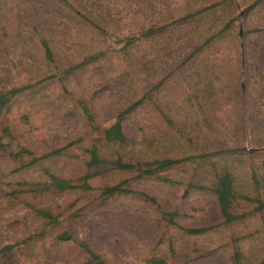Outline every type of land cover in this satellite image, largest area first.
<instances>
[{"label": "rangeland", "instance_id": "374dc122", "mask_svg": "<svg viewBox=\"0 0 264 264\" xmlns=\"http://www.w3.org/2000/svg\"><path fill=\"white\" fill-rule=\"evenodd\" d=\"M64 4L0 0V93H9L0 112V264H85L87 251L100 264H264V206L254 209L264 203V0ZM149 27L164 29L141 39ZM41 37L52 63L43 60ZM90 57L99 58L82 66ZM136 102L139 112L117 116ZM118 119L130 140L123 149L99 133ZM90 146L106 160L254 152L190 159L139 177L106 165L88 171ZM54 150L60 153L42 158ZM220 168L235 193L252 200L239 198L240 217L226 225L209 191L186 188L210 187L211 170ZM87 172L96 173L88 190L32 191L50 175L79 185ZM121 181L130 193L102 192ZM163 212H174L177 226ZM204 227L211 229L200 235L181 230ZM63 233L70 238L60 240Z\"/></svg>", "mask_w": 264, "mask_h": 264}, {"label": "trees", "instance_id": "16d2710c", "mask_svg": "<svg viewBox=\"0 0 264 264\" xmlns=\"http://www.w3.org/2000/svg\"><path fill=\"white\" fill-rule=\"evenodd\" d=\"M53 3L57 6L58 4L65 5V0H53ZM164 27L159 28H153L149 27V29L143 31L140 35L141 39H147L154 35H156L158 32L163 31ZM100 30V29H98ZM40 46L42 48V56L43 60L46 63H52L53 62V54L51 51V48L47 42L46 39L41 37L39 39ZM99 57L95 59V57H90V59H87L86 61H83L81 63L82 66L88 65L93 61H96ZM79 66V67H82ZM72 70H68L65 72V74L71 73ZM11 93H14L12 91ZM9 94V93H8ZM8 94H1L0 93V112L5 107V104L7 102V96ZM143 104V103H142ZM141 104V105H142ZM139 105V102L131 103L126 108L122 109L118 113V117H121L123 114L128 113L130 111H134L137 106ZM146 106V104H143ZM82 113L84 114V117L89 125H91L92 130H96L98 128L93 127L94 126V114L91 113L87 109L85 105H81L80 107ZM139 112V109L135 110ZM142 113V111H141ZM142 114L147 119L149 118L146 111H144ZM97 132V131H96ZM99 133L103 139V141L107 144H109L111 147H114L116 149H123L128 146L130 140L126 139L124 136L122 129H121V121L115 120L114 122L108 124L107 126L102 127L99 130ZM238 151H246L244 149L238 150ZM237 150L233 151H218L215 153H211L209 155L201 154L196 157H182V158H169L164 157L161 159L156 160H150V161H142L140 159H129V160H123L122 157L119 154H115L114 157L110 160H106L102 157H100L97 149L94 146H90L89 148L84 150L85 153V166L88 168V171L93 168H99L101 165H106L110 167V170H118L122 172H136L139 177H151L153 175H156L159 172L165 171L171 167L177 166L182 164L183 162L190 160V159H199V160H207V157L209 156H218V155H224L229 152H238ZM247 153H253L254 150L246 151ZM59 150H54L49 152L48 154H45L42 156L46 157L51 154H59ZM39 158H33L30 162H35ZM211 173L213 175V182L211 183L210 187L205 188L197 184L193 183H187L186 188L190 190H207L211 193V195L214 197L215 204L217 207V211L219 214V217L221 219V224H229L235 221L240 217V215H237L233 211V207L236 205L239 198H242L243 200L247 202H251L252 200L246 198V197H239L235 191L233 186V179L229 172L225 170L224 168H220L219 170H211ZM96 175V173L90 174L89 172L85 173L81 179L79 185H71L70 182L58 179L54 176H49L46 183H43L41 185H35V189L32 191H52V192H63L66 190L74 189V188H81L88 190L89 187L86 185V181ZM163 182H168L165 178L160 179ZM123 181L116 185H112L109 187L102 188V192L106 195H113V194H120V193H130V191L122 188ZM39 186V187H37ZM256 206L254 207L255 210L259 211L264 206V203H260L259 201H255ZM36 215H38L41 219L46 220L48 224L55 225L56 219L47 211L43 210H36ZM162 217L164 218L165 222H167L170 225L177 226L175 223V219L177 218V215L174 212H163ZM211 229V227H204V228H183L181 229L184 233L188 235H200L205 233ZM60 240H68L70 238L69 234H61L58 237ZM11 247L6 246L2 248V251L9 250ZM89 258L86 261L85 264H100L99 258L97 255H94L93 253L87 251ZM234 258L237 259L238 255H234ZM144 264H166L164 260L162 259H149L144 262Z\"/></svg>", "mask_w": 264, "mask_h": 264}, {"label": "water", "instance_id": "95a60500", "mask_svg": "<svg viewBox=\"0 0 264 264\" xmlns=\"http://www.w3.org/2000/svg\"><path fill=\"white\" fill-rule=\"evenodd\" d=\"M247 8H248V7H246V8L243 9L242 11H240L239 16H240L242 13H244V12L247 10Z\"/></svg>", "mask_w": 264, "mask_h": 264}]
</instances>
